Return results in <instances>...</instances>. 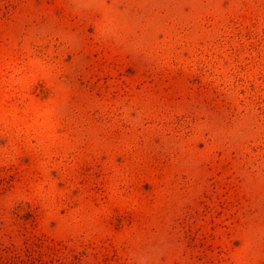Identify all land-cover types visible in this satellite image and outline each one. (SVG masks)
Here are the masks:
<instances>
[{
    "label": "rangeland",
    "instance_id": "1",
    "mask_svg": "<svg viewBox=\"0 0 264 264\" xmlns=\"http://www.w3.org/2000/svg\"><path fill=\"white\" fill-rule=\"evenodd\" d=\"M0 264H264V0H0Z\"/></svg>",
    "mask_w": 264,
    "mask_h": 264
}]
</instances>
